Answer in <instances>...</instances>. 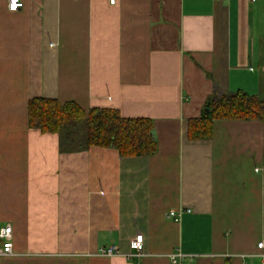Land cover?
<instances>
[{
    "label": "crops",
    "instance_id": "crops-1",
    "mask_svg": "<svg viewBox=\"0 0 264 264\" xmlns=\"http://www.w3.org/2000/svg\"><path fill=\"white\" fill-rule=\"evenodd\" d=\"M21 1L9 13L0 0V227L13 256L262 264L264 124L215 120L210 140L190 141L187 121L214 88L264 101V0ZM34 98L149 119L156 152L60 153L27 126ZM136 235L143 256L126 258ZM112 246L120 256L99 255Z\"/></svg>",
    "mask_w": 264,
    "mask_h": 264
},
{
    "label": "trees",
    "instance_id": "trees-1",
    "mask_svg": "<svg viewBox=\"0 0 264 264\" xmlns=\"http://www.w3.org/2000/svg\"><path fill=\"white\" fill-rule=\"evenodd\" d=\"M27 126L58 137L60 153L90 148L114 149L121 158L150 157L156 152L149 119L122 118L116 110H84L73 102L34 98L26 106ZM215 120L257 121L264 124V101L243 92L224 93L214 88L200 116L187 121L190 141H208Z\"/></svg>",
    "mask_w": 264,
    "mask_h": 264
},
{
    "label": "built area",
    "instance_id": "built-area-1",
    "mask_svg": "<svg viewBox=\"0 0 264 264\" xmlns=\"http://www.w3.org/2000/svg\"><path fill=\"white\" fill-rule=\"evenodd\" d=\"M6 9L9 13H15L23 8V3L21 0H5ZM110 5H114L115 0H107ZM223 1V0H217ZM167 218H171L174 221H178L180 214L169 212L166 215ZM129 248L132 251L131 254L125 256L126 258H136L140 259L143 256V238L142 235H136L129 243ZM258 254L257 258L260 259L261 263L264 264V242H259L256 245ZM99 255L101 257H116L120 256V253L116 247H109L107 249L101 250ZM13 256V246H12V229L9 225H4L0 227V258ZM181 258L178 253L176 255H171V263L177 264V259ZM137 264V263H136Z\"/></svg>",
    "mask_w": 264,
    "mask_h": 264
},
{
    "label": "rangeland",
    "instance_id": "rangeland-1",
    "mask_svg": "<svg viewBox=\"0 0 264 264\" xmlns=\"http://www.w3.org/2000/svg\"><path fill=\"white\" fill-rule=\"evenodd\" d=\"M26 248H28L29 244H24ZM29 249V248H28ZM24 252V253H23ZM29 250H21L20 253L13 256L12 259L4 260L5 264H34L33 254ZM99 264H112L111 261L103 260L102 263Z\"/></svg>",
    "mask_w": 264,
    "mask_h": 264
},
{
    "label": "water",
    "instance_id": "water-1",
    "mask_svg": "<svg viewBox=\"0 0 264 264\" xmlns=\"http://www.w3.org/2000/svg\"><path fill=\"white\" fill-rule=\"evenodd\" d=\"M151 136L155 140V132L154 131L151 132Z\"/></svg>",
    "mask_w": 264,
    "mask_h": 264
}]
</instances>
